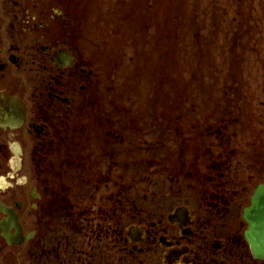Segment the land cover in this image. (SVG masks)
<instances>
[{
    "label": "flooded vegetation",
    "instance_id": "1",
    "mask_svg": "<svg viewBox=\"0 0 264 264\" xmlns=\"http://www.w3.org/2000/svg\"><path fill=\"white\" fill-rule=\"evenodd\" d=\"M159 6L0 0V264H264L244 219L264 136L191 144L172 115L160 132L111 109L112 66L134 58L102 38L141 42ZM162 163L167 189L144 191Z\"/></svg>",
    "mask_w": 264,
    "mask_h": 264
},
{
    "label": "rangeland",
    "instance_id": "2",
    "mask_svg": "<svg viewBox=\"0 0 264 264\" xmlns=\"http://www.w3.org/2000/svg\"><path fill=\"white\" fill-rule=\"evenodd\" d=\"M159 7L157 22H143L150 32L141 42L127 37L115 46L102 38L112 57L117 47L119 55L122 48L134 58L112 66L111 109H126L129 125L153 128L160 119V132L173 125L172 115L175 130L191 144L263 138L264 0H160ZM103 25L84 22L82 28L129 31L125 24ZM168 165L144 182V191L167 189Z\"/></svg>",
    "mask_w": 264,
    "mask_h": 264
},
{
    "label": "water",
    "instance_id": "3",
    "mask_svg": "<svg viewBox=\"0 0 264 264\" xmlns=\"http://www.w3.org/2000/svg\"><path fill=\"white\" fill-rule=\"evenodd\" d=\"M249 225L246 238L254 256L264 260V185L259 186L252 198L251 207L244 212Z\"/></svg>",
    "mask_w": 264,
    "mask_h": 264
}]
</instances>
